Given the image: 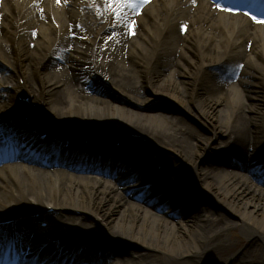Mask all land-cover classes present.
I'll use <instances>...</instances> for the list:
<instances>
[{
    "label": "bare ground",
    "instance_id": "obj_1",
    "mask_svg": "<svg viewBox=\"0 0 264 264\" xmlns=\"http://www.w3.org/2000/svg\"><path fill=\"white\" fill-rule=\"evenodd\" d=\"M0 72V155L47 148L71 166L0 173V221L16 220L9 236L0 227V264H264L255 240L228 254L237 226L264 239V13L231 0H0ZM162 99L170 116L152 112ZM63 132L111 147L92 165ZM35 213L56 225L39 231Z\"/></svg>",
    "mask_w": 264,
    "mask_h": 264
},
{
    "label": "rangeland",
    "instance_id": "obj_2",
    "mask_svg": "<svg viewBox=\"0 0 264 264\" xmlns=\"http://www.w3.org/2000/svg\"><path fill=\"white\" fill-rule=\"evenodd\" d=\"M114 90H115L116 93L120 94L119 90H117V89H114ZM157 103H158L157 105L159 107H157L155 109H152V112L163 113V114H165L167 116H170V112H169L170 110L168 108L171 107L172 109H176L175 108L176 107L175 104L173 105L171 100L162 99L161 101H157ZM176 111L179 112L178 117H181L182 119H184L185 121L190 123V125H192L200 134H205L207 136L212 135V130H211L210 126H208L210 124V121H206V124H205L204 122H202L199 119L195 118L193 115H190V114H188L187 112H185V111H183L181 109L180 110H176ZM139 136H141V135L139 134ZM216 144L219 145V142L216 141ZM157 155H159V154H155L154 157L156 158ZM163 166H164L163 163L159 164L158 165V169H160L161 167L163 168ZM155 168L157 169V166ZM167 178H169L168 174H167ZM136 184H137V180L134 181V186H136ZM163 206L168 208L170 205L168 203H164ZM211 210H212L211 206L210 207H206L205 209H202V211L200 212V217L209 218L211 216ZM206 211H209V212H206ZM172 213L177 215V217H178L177 220H186L187 219V215L184 214V211H183V209L181 207L174 209V211H172ZM223 214L229 220H231L233 222L237 221V218H235L234 216H231V215L226 214V213H223ZM230 233H231V236L234 238V241L232 242V244H229L230 247H229V250H228V254H230L231 252L232 253H242V251L246 247V245H248L249 242L253 241V240H255L257 242V247L261 251L264 250V239H262L260 237H257L256 239L246 237L242 233L241 227H238V226L235 227L234 230L231 231ZM123 247H125V244L123 242L116 241V248H115L116 252H115L114 257H119V253L122 252Z\"/></svg>",
    "mask_w": 264,
    "mask_h": 264
},
{
    "label": "snow or ice",
    "instance_id": "obj_3",
    "mask_svg": "<svg viewBox=\"0 0 264 264\" xmlns=\"http://www.w3.org/2000/svg\"><path fill=\"white\" fill-rule=\"evenodd\" d=\"M59 2V0H58ZM121 2H123V0H121ZM127 2L129 3H136V0H127ZM233 3L235 5V7L239 8V7H256V5L254 3H249V0H233ZM216 7L221 8L222 7V2H217L215 4ZM229 11H231L232 9H228ZM249 15H251L249 13ZM253 19H256V17H253ZM134 34V31H133Z\"/></svg>",
    "mask_w": 264,
    "mask_h": 264
}]
</instances>
